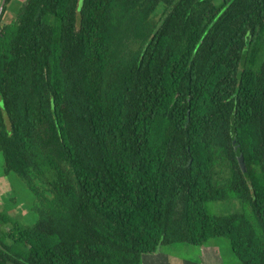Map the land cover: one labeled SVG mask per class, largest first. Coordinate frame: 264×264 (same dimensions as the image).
Returning a JSON list of instances; mask_svg holds the SVG:
<instances>
[{
    "label": "trees",
    "instance_id": "16d2710c",
    "mask_svg": "<svg viewBox=\"0 0 264 264\" xmlns=\"http://www.w3.org/2000/svg\"><path fill=\"white\" fill-rule=\"evenodd\" d=\"M7 6L0 153L37 221L0 213V264L215 238L264 264V0H23L1 25Z\"/></svg>",
    "mask_w": 264,
    "mask_h": 264
},
{
    "label": "rangeland",
    "instance_id": "374dc122",
    "mask_svg": "<svg viewBox=\"0 0 264 264\" xmlns=\"http://www.w3.org/2000/svg\"><path fill=\"white\" fill-rule=\"evenodd\" d=\"M22 1L14 0V4L9 7L14 11L7 10L1 25L14 19L16 9ZM33 206L34 197L21 180L14 173L5 174L3 155L0 153V213L7 212L24 225L32 226L37 221V216L32 211ZM209 209L214 214L226 215L239 211L241 203L238 200L211 203ZM143 264H241V262L233 255L226 239L215 238L202 246L182 243L162 246L157 253L145 255Z\"/></svg>",
    "mask_w": 264,
    "mask_h": 264
},
{
    "label": "water",
    "instance_id": "95a60500",
    "mask_svg": "<svg viewBox=\"0 0 264 264\" xmlns=\"http://www.w3.org/2000/svg\"><path fill=\"white\" fill-rule=\"evenodd\" d=\"M6 2H7V0H1V3H0V18H1V16H2V13H3L4 7L7 6V5H6ZM11 2H12V1H11ZM10 4H11V3H10ZM10 4H9L7 7H9ZM189 117H190V112L188 111V113H187V122H186V124H188V122H189ZM237 146H238V145L236 144L235 147H237ZM238 162H239V166H240L241 170H242L243 172H246V166H245L244 158H243L242 155H240V156L238 157ZM190 163H191V162H189V164H190ZM0 250L6 252V250L2 247L1 244H0Z\"/></svg>",
    "mask_w": 264,
    "mask_h": 264
},
{
    "label": "crops",
    "instance_id": "0c3cea01",
    "mask_svg": "<svg viewBox=\"0 0 264 264\" xmlns=\"http://www.w3.org/2000/svg\"><path fill=\"white\" fill-rule=\"evenodd\" d=\"M14 0H12V2H11V4H10V6H12L14 3ZM10 12H11V10L10 9H8Z\"/></svg>",
    "mask_w": 264,
    "mask_h": 264
},
{
    "label": "flooded vegetation",
    "instance_id": "af4514ba",
    "mask_svg": "<svg viewBox=\"0 0 264 264\" xmlns=\"http://www.w3.org/2000/svg\"><path fill=\"white\" fill-rule=\"evenodd\" d=\"M10 7V6H9ZM9 7H8V9H9ZM14 14V13H13ZM14 18H15V14H14ZM12 201V200H11ZM15 208H16V206H15Z\"/></svg>",
    "mask_w": 264,
    "mask_h": 264
}]
</instances>
